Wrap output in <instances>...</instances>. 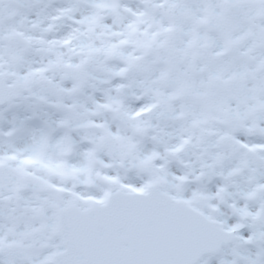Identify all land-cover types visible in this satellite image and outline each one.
<instances>
[{"label": "snow or ice", "instance_id": "1", "mask_svg": "<svg viewBox=\"0 0 264 264\" xmlns=\"http://www.w3.org/2000/svg\"><path fill=\"white\" fill-rule=\"evenodd\" d=\"M141 4L142 9L133 10L122 7L120 0H93V13L73 20L85 30L73 28L48 41L45 51L66 47L97 27L101 35L110 31L101 23L103 13H111L114 23L120 21L118 9L127 13L132 19L111 32L121 39L99 48L81 47L122 61L126 66L116 76L148 73L154 64L163 66L160 78L177 83L190 72L199 73L201 115L225 126L214 142H204L211 162L202 163L199 172L177 175L167 169L166 161L155 163L164 159L159 151H140L134 136L148 129L140 118L157 108L159 100L135 109L119 100L97 103L96 108L111 110L114 119L127 122L133 135H122L119 126L113 132L106 122L89 121L82 127L100 129L101 134L83 137L91 147L79 153L78 162L67 158L72 152L70 143L63 146L67 138L50 145L42 136L23 148L0 152V216L9 213L7 223L0 224V264H202V257H223L225 250L231 259L222 258L220 264H264V142L239 138L264 137V0H201L199 15L187 0ZM157 10L166 22L154 19ZM72 12L60 9L52 19H71ZM141 25H146L142 31ZM125 46L132 51H123ZM53 54L55 59L18 79L25 86L33 76L44 79V73L61 66V54ZM86 63L63 67L80 71ZM123 87L117 85L116 91ZM200 122L194 119L192 126ZM188 144L189 139L182 138L165 147L164 154L177 156ZM226 154L236 158L232 167L224 166ZM214 178L220 181L215 191L184 187ZM25 192L31 196L25 198ZM9 203L15 207L9 209ZM222 208L228 209L227 218Z\"/></svg>", "mask_w": 264, "mask_h": 264}, {"label": "clouds", "instance_id": "2", "mask_svg": "<svg viewBox=\"0 0 264 264\" xmlns=\"http://www.w3.org/2000/svg\"><path fill=\"white\" fill-rule=\"evenodd\" d=\"M122 3H129L136 9H142L144 5L141 0H120ZM56 7L64 6L62 0H58ZM53 5L50 3H34L32 0H0V31L4 33L5 51L3 59L0 60V110L5 116H13L12 126L17 130L16 136L25 142H30L33 138L37 140L40 137H46L50 145H55L58 140L67 138L68 143L63 145L67 147L71 144L72 152L67 157L71 162L80 160L79 153L88 147H91L83 137H97L101 130L97 128H86L82 125L89 121L95 123L106 122L113 132L119 126L122 135H133L127 122L114 119V112L111 110L96 108L97 103H108L109 99L119 100L124 107L135 109L140 106H146L150 103L160 101L157 108L145 116L140 121L147 122L148 129L142 136H134L138 142L141 152L157 150L164 159L155 161L156 164L167 162V169L170 172L181 175L185 173H195L201 170L202 163H210L209 154L204 152L206 144L204 142H214L216 134L225 131V126L205 119L201 115L203 110V101L197 98L196 92L199 90V73L190 72L187 78L181 82H173L170 78H160V64L152 65V71L128 72L123 77L116 76L114 73L126 65L115 57H106L104 52L89 54L87 46L95 44L96 48L102 44L110 42L109 38L99 41L95 38L93 32L89 35H80L73 40L71 45L66 47H56L54 51H45L44 58L55 59L53 53H61L62 63L60 67L50 69L44 73V79L40 76L30 78L25 86L22 77L10 76L9 68L13 71H23L24 75L32 67L45 66L40 64L25 65L20 59H12L7 49V34L10 30L17 29L30 36H49L56 33L44 31L42 27L53 15ZM120 21L117 24L119 30L121 25L128 23L132 17L122 10H119ZM104 17L114 23V17L111 13H103ZM32 17V19H30ZM104 23V20L101 21ZM57 31L63 37L68 33V28L64 26L65 22L60 20ZM83 32L84 26L76 25ZM100 32V28L94 29ZM112 40L121 39V37H112ZM19 48V56H26L33 48L47 46L39 45L35 41L32 44L16 42ZM72 49H76L72 51ZM123 51H132L130 46H125ZM134 55H140L135 52ZM87 59L80 71L74 68L63 67L64 63L71 62L73 65ZM186 80V83L184 82ZM48 81H51L49 83ZM55 85L60 88L75 91H57ZM117 85H124L119 92L116 91ZM160 95L157 96L156 94ZM174 98L169 100L168 97ZM113 109L116 107L112 105ZM95 113V114H93ZM183 113L181 116L180 114ZM194 119L201 122L195 127L192 126ZM264 126V119L260 121ZM9 131V123L6 121L0 133ZM212 134L209 135L208 133ZM156 139L153 140L152 137ZM244 136V135H243ZM249 142H264V137L258 135L244 136ZM15 139L16 137H11ZM189 139V144L185 150L177 156H165L164 148L173 147L181 139ZM10 137L0 135V140L6 145ZM219 149H209L214 153ZM49 151L59 152L60 149L50 148ZM181 161L183 163H181ZM207 171V169H205ZM219 171V169H217ZM219 181L213 179L211 183L205 180L203 183L190 182L185 185L186 191L193 188L201 190H211ZM220 182V181H219Z\"/></svg>", "mask_w": 264, "mask_h": 264}, {"label": "flooded vegetation", "instance_id": "3", "mask_svg": "<svg viewBox=\"0 0 264 264\" xmlns=\"http://www.w3.org/2000/svg\"><path fill=\"white\" fill-rule=\"evenodd\" d=\"M32 2L40 3V4H47V3L51 2V4L53 5V8H52L53 15L49 16V18H48V20L50 22H46L42 27L44 29L50 27V30L47 32L56 33V34L49 36V38H45L44 36L26 35L24 32H21L17 29L10 30V32L7 34V39H8L7 49H8L9 54L11 56H17L19 53V48H18V45L16 43L17 41L30 45V44H32L33 41H35L37 43V41L43 40L44 41L43 44H40V43H37V44L47 46L48 41H50L52 39L62 38L61 34L57 31V28L60 26L58 24V22L60 20H63L65 22V24H64L65 27H67L68 25H71V28H68V32H70L73 28L76 27V24L73 23V20H79L82 17L89 16L94 11V9L92 8L93 0H62L63 4L68 5L67 7H64V6L56 7L55 4L58 2V0H32ZM120 3H121L122 7L127 6L133 10H136V8L132 7V5L129 3H122V2H120ZM187 3H188V5H189V7L193 13H195L196 15L200 14V10L202 9L201 0H187ZM66 8H72L73 9V12L70 14L71 19H69L67 16L62 17L59 20H53L52 19L53 17L58 16L60 9H66ZM118 11H119V9H118ZM30 19H32V17H30ZM154 19L157 21L166 22V20H163L159 10H157ZM103 20H104V23H103L104 25L110 26V31H106V32H104L103 35H101V31L96 32L94 30L93 34H94L95 38L97 39V37H99V39H97V40L104 41V39L107 37L110 40L109 43H115L117 40L111 39L112 37H115V36L111 35V32L119 31L117 24L112 23L107 18H104ZM123 26L124 25H121L120 27L123 28ZM144 27H146V25H141L140 31H142L144 29ZM152 30H154V29H150L149 31L151 32ZM65 35L66 34H64V36ZM138 36H139V33H137V37ZM3 37H4V33L2 31H0V55H3V53L5 51V43H4ZM29 38L31 40V43L27 42ZM71 44H69V45H71ZM92 47L96 48L95 44H93ZM54 50H55V48L52 49V51H54ZM44 53H45L44 47L33 48V49H31L30 52L27 53L26 56H19V59L25 65H28V64L44 65V64H47L48 61L51 59L50 57L45 59ZM68 64H70L74 67V65L71 62H68ZM35 68L36 67H32L30 70L35 69ZM8 74L12 77H16L17 75L23 76L24 72L23 71L16 72V71H13L11 68H9ZM14 119H15V117H13L11 115L5 116L3 111L0 110V129L3 128L4 123L7 121L9 123V130H13V134L11 137H16L15 139H12L10 137L9 142L6 145L4 144V142L2 140H0V152H9L12 150V148L20 149V148H23L26 144H28V142H25L23 139L16 136L17 130L12 126V121ZM239 138L241 140H246L243 135H241ZM255 142H258V141H255ZM235 163H236V158L235 157H228L226 154V159L224 160V166L226 168L232 167ZM121 174L126 175L129 179H136V177L132 173L121 172ZM262 182H264V181H262ZM217 183H219V181H217ZM241 186H243V185H241ZM211 191H215V188H212ZM24 196H25V198H29L31 196V193L25 192ZM14 207H15L14 204H12V203L8 204L9 209L14 208ZM222 211L225 212V218H227L229 215L228 209L222 208ZM8 215H9V213L7 211H5L3 216H0V224H6L7 223L5 217H7ZM11 215L15 216L16 213L13 212V213H11ZM228 222L231 223L232 220L229 219ZM222 258L223 259H231V257L229 255H227V250H225V255L223 257L220 254L215 256V257H208L202 261V264H220V260Z\"/></svg>", "mask_w": 264, "mask_h": 264}, {"label": "water", "instance_id": "4", "mask_svg": "<svg viewBox=\"0 0 264 264\" xmlns=\"http://www.w3.org/2000/svg\"><path fill=\"white\" fill-rule=\"evenodd\" d=\"M216 255H218V254H216ZM216 255H206V256L202 257V260H203L205 257H214V256H216Z\"/></svg>", "mask_w": 264, "mask_h": 264}]
</instances>
